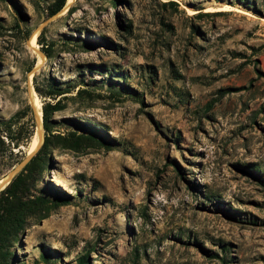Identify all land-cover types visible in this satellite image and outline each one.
<instances>
[{"label": "rangeland", "instance_id": "rangeland-1", "mask_svg": "<svg viewBox=\"0 0 264 264\" xmlns=\"http://www.w3.org/2000/svg\"><path fill=\"white\" fill-rule=\"evenodd\" d=\"M58 2L0 0V264H264V0Z\"/></svg>", "mask_w": 264, "mask_h": 264}, {"label": "trees", "instance_id": "trees-1", "mask_svg": "<svg viewBox=\"0 0 264 264\" xmlns=\"http://www.w3.org/2000/svg\"><path fill=\"white\" fill-rule=\"evenodd\" d=\"M66 0H59V2L56 4V6L51 10V14H55L58 10L61 9V7L65 4ZM50 105H44L43 106V119H44V126L47 129L48 128V115L49 110L48 107ZM70 139L72 143H79L81 141H88V142H94L99 139V136L96 133H70ZM46 146V141L40 148V150L31 158L30 163L34 162L35 160H41L40 158V152L43 150ZM23 178L21 175H17L3 190L0 192V239L5 240V236L9 234L10 230L4 229V224H11L15 225L16 227L18 224L22 223V219L19 217L20 213L16 209L11 210L12 205L15 204V201L20 200V192L22 190L21 185L23 183ZM41 200H44V197H37L35 199L36 202H40ZM57 199V198H56ZM9 217V220H7ZM5 243V242H3ZM84 258L79 260L77 264H84Z\"/></svg>", "mask_w": 264, "mask_h": 264}, {"label": "bare ground", "instance_id": "bare-ground-1", "mask_svg": "<svg viewBox=\"0 0 264 264\" xmlns=\"http://www.w3.org/2000/svg\"><path fill=\"white\" fill-rule=\"evenodd\" d=\"M33 41H34V38L32 37V38H30V41H29V43L30 44H33ZM35 102H36V106H37V109H38V121H39V116H40V113H41V111H40V105H39V103L37 102V100L35 99ZM34 102V103H35ZM39 139H38V137H34V139H33V144H32V147H31V149H30V152H32L33 150H35L36 149V147L38 146V144H39ZM5 182V181H4ZM4 182H2L1 184H0V187L4 184Z\"/></svg>", "mask_w": 264, "mask_h": 264}]
</instances>
